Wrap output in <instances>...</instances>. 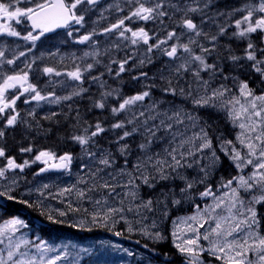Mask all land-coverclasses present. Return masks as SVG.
I'll return each mask as SVG.
<instances>
[{
	"label": "snow or ice",
	"instance_id": "snow-or-ice-1",
	"mask_svg": "<svg viewBox=\"0 0 264 264\" xmlns=\"http://www.w3.org/2000/svg\"><path fill=\"white\" fill-rule=\"evenodd\" d=\"M216 2L126 0L129 11L105 27L102 33H115L116 39L121 42H114L112 49L130 48L132 51L122 59L115 58L114 53L110 54L109 48L101 52L96 47L97 41L92 39L97 34L93 29L76 39L79 44L91 42L92 50L85 51L81 57L73 53L70 70H58L53 66L37 68V73L49 77L43 87L30 79L33 65L43 57H33L18 71L11 73L4 71V65H15L27 52L33 51L36 42L47 33L66 29L67 35L72 37L71 26H83V13L90 10L82 6L97 5L99 0L0 2V20L8 21L0 24V35L18 37L31 44L27 52L14 53L12 58L6 57L5 50L0 49V120L4 121L0 127V141L4 140L7 128H15L18 124L33 128V124L22 117L16 107L22 96L25 97L24 104L35 102L37 107L43 103L61 105L84 98L88 92L83 87L86 74L92 73L98 65H102L109 76L113 75L112 65H116L115 78L139 68L141 70L131 79L140 81L142 90L130 96H123L118 88H106L102 79L104 72L87 76L105 89L98 99L89 97L92 106L107 109L113 120L107 125L100 119L90 123L83 120L78 108L75 110L72 127L78 131L68 139L78 144L83 153L79 157L85 161L80 166L83 175L78 176L76 185L54 193V198L74 193L77 206L73 207L69 200L68 210L83 211L92 224L110 230L123 221L129 233L138 232L154 244L169 239L161 225L170 216L171 209L190 202L192 213L178 215L171 221L172 245L184 258V264H206L205 253L217 264H264V232L261 231L264 215L257 211V205L264 204V0H244L240 5L224 9L215 8ZM21 4L24 6H19ZM116 8L124 11L119 4ZM213 8L215 11L210 12ZM13 21L15 24L30 23V30L22 35L12 26ZM126 21L152 22L159 28L138 26L134 29ZM208 22L214 28L206 30ZM257 33L259 43L253 39ZM230 40L245 42L242 55L236 54L227 42ZM137 52H142V55L137 56ZM154 54L168 59L161 61L150 74L142 69L155 64ZM102 55L109 57L107 63L99 59ZM53 56H59V53H50L49 59ZM89 59L91 62H87ZM63 60L64 57H60L61 64ZM132 60L137 63L126 67ZM242 72H252L259 77V92L256 87H250L249 80L241 79ZM62 76L65 79H54ZM57 86L65 89V94L57 95ZM45 88L52 90L45 91ZM153 90H158L163 97L179 98L182 103L156 98ZM110 97L118 101L117 105L108 103ZM68 107L72 109L73 105ZM201 110L223 114L231 127L237 130L234 139L218 131L216 122L201 115ZM57 115L60 113L52 112L43 119L51 121ZM26 116L35 120L36 108L30 109ZM35 126L43 127L39 120H36ZM50 131L44 129L45 133ZM108 132L115 133V139L110 141L116 145L115 151L99 145L97 138ZM19 151L32 153L33 148L21 147ZM133 152L136 153L134 157ZM221 154L236 174L229 178L220 176L214 191L210 180L224 162ZM118 157L122 158L119 166ZM0 158L5 161L0 166V198L28 208H41V215L48 220L63 223L52 212H57L58 217H65L68 214L66 210H43L45 205L40 198L47 199L49 184L35 189L38 194L35 201L25 200L13 194L23 177L8 174L17 170L23 173L37 162L44 167L35 175L50 169L71 174V166L77 157L71 152L58 155L51 150H40L31 160L24 159L18 163L14 156L7 154L5 147L0 146ZM188 169H194L195 175L189 176ZM176 181L182 183L177 184ZM158 185L161 187L158 188ZM199 185L203 188L194 191ZM145 188L149 190L147 197L142 191ZM31 191L25 194L30 195ZM197 196L204 201L203 204L196 202ZM60 202L64 203V200ZM82 203L89 204L91 210L82 207ZM128 214H132L133 219H129ZM149 214H152L150 222L144 223L149 220ZM88 222L87 219H80L77 224L69 226L91 231L87 227ZM27 227L28 224L18 217L0 222V264H58L65 260L73 264L68 246L34 242L23 232ZM114 235L122 233L116 231ZM108 246L133 255L120 245ZM79 251L91 254L89 248ZM50 253L56 255L50 256ZM164 255L167 258L168 254ZM79 259L77 255L75 264H79Z\"/></svg>",
	"mask_w": 264,
	"mask_h": 264
},
{
	"label": "rangeland",
	"instance_id": "rangeland-1",
	"mask_svg": "<svg viewBox=\"0 0 264 264\" xmlns=\"http://www.w3.org/2000/svg\"><path fill=\"white\" fill-rule=\"evenodd\" d=\"M117 1L119 3H121V2L123 3L124 2V4L127 5V8H129L128 4L126 3V0H117ZM173 2H180V0H173ZM111 11L112 10L107 9L106 13H111ZM116 11L118 13V16H116V15L112 16L113 22H115L117 20V18H120V15H122V16L125 15L124 11L121 12L118 9ZM211 11H215V8L211 9L210 12ZM196 19L199 20V17H196ZM148 25L150 26L149 29H158L159 28L158 25H154L152 22H149ZM206 26H207V29L209 27H213L214 28V26L211 25L210 22L205 24V29H206ZM160 34L163 35L162 33H160ZM237 42L241 43V49L238 50V49H235L233 46L232 47L235 50H237L236 51L237 55H242L243 54V48L246 46L245 42H243V41H237ZM117 43H121V42H117ZM124 43H126V42H124ZM70 49L74 50L75 48L72 47ZM91 50L92 49L90 48L89 51H91ZM113 50L116 53L117 50L116 49H113ZM78 61H80V60H78ZM78 61H77V63H78ZM132 61H135V60H132ZM87 62H91V60L89 59ZM135 63H136V61H135ZM81 66L83 67V65H81ZM88 74H90V73H88ZM88 74H86V76H88ZM243 76H245V74H243V72H242L241 73V79H243L242 78ZM39 77H42L41 73L39 74ZM250 87H251V84H250ZM252 87H256L255 82H253ZM256 89H257V92H259L260 85L258 87H256ZM102 91H104V90H102ZM58 93H62V91L58 92ZM181 103H182V101L180 100V102H178L176 104H181ZM65 108L68 109V105H64L61 108L54 109V112L58 113L59 111H61L62 109H65ZM38 113H39V110L37 109L36 115ZM73 114L74 113H71L68 117L70 118V116H72ZM93 115H95V114L93 113ZM93 115H91V116H93ZM26 117H28V116H26ZM38 117L40 118L41 115H39ZM28 118H29V121L37 120L36 117H35V120L32 117H28ZM224 119L227 121V119L225 117H224ZM236 131L237 130L233 129L231 127V124H230V127L227 129V131L222 130L221 132L225 133V135L229 139H234ZM16 136L19 137L18 140H24L23 142H26V143L29 141V142H31L30 144H33L35 146L38 145V141L36 140V138L33 135H28L27 136V130H22L20 134L16 133V130H15L13 135H12V137L16 138ZM214 143H215V141H214ZM133 145H134L133 148H135V140L133 141ZM8 146L17 147L18 145L15 144V139H13V140H11V143H10V141L8 142ZM134 153L135 152H133V155H134ZM221 158H222V160L224 162L221 165L220 169L217 171V173L210 180V183L213 184V190L214 191H215V186H216L220 176H224L225 178H228V177L225 176V174H228V175L229 174H231V175H235L236 174V170L232 167V165L229 163L227 158L223 157L222 154H221ZM83 162H85V161H83ZM83 162H80L75 167H72L71 174L63 172V171L51 170V171H49L47 173L55 172L54 175L50 176L47 173H42L40 175H37V180L35 182L29 181V180L26 181L27 182V186L26 187H28V186H31V187L27 188L24 193L29 192V190H32V191H31L30 195L24 194L23 196L30 197L32 200H36L37 199L38 194L35 191L36 188L41 187L45 183L49 184L50 187L46 190L47 199H44L43 197L40 198V199L43 200V204L45 205L43 210H45V211H47L48 209L66 210L68 212V214L65 217H62V218H63V220L65 222H69V223H71L73 225L77 224L80 219H87L89 221L87 227H90L92 229L91 231H88L89 233H92V231H95V230H97V231L98 230H104L103 233L100 236H98L97 240H95L97 243H95V242L94 243L87 242V243L82 245V241L77 239L75 241H62L61 244H60L58 242L59 237L57 236V232H59V230L63 229V228H61L59 226V224L56 223L54 226H56L57 228L54 230L55 231V235H53V237L57 241L55 242L54 246H56V247L68 246V251H69L71 257L73 258V264H75V257L77 255H79V257H80L79 264H119L120 261L121 262H125V261L141 262L139 264H171L172 262L168 261L170 259H166V258L162 257L161 250L159 248H161L164 245H169L172 249H174L176 251V249L172 245L171 236H170V232H171V229H172L171 221L176 216L180 215V213H182L181 215L191 214L192 211H193L192 204L190 202H186V203L183 204L182 207L172 208L171 209L170 216L161 225L162 230L165 232L166 235L169 236V239L167 241H165L164 243H161V244H154L152 241L146 240L143 236L139 235L138 232L129 233L127 231V225L123 221H121L120 223L116 224L115 228H113L111 230L109 228H104V227H100L98 225L92 224L91 221H90V217H87L86 214L83 213V211H81V212H73L71 210H68L67 204H68L69 200H71L72 203H74L73 207L77 206V201H76L74 193L65 194V196L59 197V198H54V195H53L54 193L58 192L61 188L70 187V186H73V185L77 184L78 176L79 175H83V173H81V171H80V166H81V164ZM118 163H122V158L118 159ZM129 166H131V165H129ZM46 174H47L48 177H46ZM187 174L189 176H193V175H195V170L194 169H188L187 170ZM176 183L180 184L182 182L176 181ZM78 186L79 187H84V185H78ZM157 187L160 188L161 185H158ZM202 188H203V185H199L197 189H194V191H198V190H200ZM142 191H143L144 196L147 197L148 194H149V190L145 188ZM153 191H155V190H153ZM1 199H3V198H0V200ZM61 200H64V203H61L60 202ZM196 202L197 203H201V204L204 203V201H201L198 196L196 198ZM82 207H88L89 210H91V206L89 204H87V203H82ZM257 211H258L259 214L264 215V204L257 205ZM52 215H56L57 216V212L53 211ZM128 216H129V219H133V215L132 214H128ZM151 218H152V214H149V220L145 221L144 223H149ZM157 219H159V218L157 217ZM137 227H139V225H137ZM74 228H75V231H72V232L70 231V239L76 237V235L80 236V234H84V232H85V230H81V229L76 228V227H74ZM63 230H64L63 234H66L67 232H69L68 228H67V230H65V229H63ZM116 231H120L122 233V235H120V236L114 235V232H116ZM201 231H203V229H201ZM261 231L264 232V219L261 220ZM105 233L110 234L112 236V238L114 239V240H111L110 244H108L106 242L107 237L104 235ZM26 234H27L28 238L30 239V235H28V233H26ZM40 241H45V240L42 239V238H37L34 242L38 243ZM137 241H139V243H137ZM145 244L148 245L147 248L144 247ZM73 245L75 247H72ZM108 245H120L122 248H126L129 251L133 252V254H134V256L136 258L134 256H129V255H127V253L119 251V250H117V249H115V248H113L111 246H108ZM95 246H96V248L102 250L105 253V255H106L105 257L107 258V261L105 263L96 261L95 259L91 258V254L89 255L87 253L79 251V249H81V248H89L91 250V253H92ZM143 250L146 251L147 254H145V255L141 254ZM177 253H175V254L179 258L181 255L179 253L178 254ZM49 255L50 256H54V255H56V253H50ZM205 261H206V264H217V262L212 257H209L207 255V253H205ZM58 264H68V261L65 260L63 262H58ZM124 264H126V263H124ZM178 264H184V258H183V262L182 263H178Z\"/></svg>",
	"mask_w": 264,
	"mask_h": 264
},
{
	"label": "trees",
	"instance_id": "trees-1",
	"mask_svg": "<svg viewBox=\"0 0 264 264\" xmlns=\"http://www.w3.org/2000/svg\"><path fill=\"white\" fill-rule=\"evenodd\" d=\"M243 2H244V0H217L215 8H221V9H224L225 7L230 8L234 5H240ZM221 20H223L222 17H221ZM147 24H149V22ZM147 24H145V22H143V21H138V22H136V24L134 25L133 28L135 29L138 26H143L146 29H149L150 26ZM207 26H206V30H207ZM229 31H232V29H229ZM258 36H259V33L254 34V36H253L254 41H256L257 43H259V40L257 39ZM237 41H240V40H230L227 42L230 43L235 49L240 50L241 49V43H238ZM141 47H143V46H141ZM105 48H109L110 54L114 53L115 58H117V59H122L126 54H128L132 51V49H130V48H127V49L124 48L123 50L116 51V53H115L114 50L111 48L110 44H107L105 47H102L101 52H103V50ZM122 48H123V45H122ZM154 56H155V64L150 65L148 67H145L144 69H142L143 71H147L151 74L155 71L156 67L158 65H160L161 61L167 60V57L159 56L157 54H154ZM99 59H102V61L104 63H107L109 60V57L102 55L101 57H99ZM136 63H135V61H131L130 65H126V67H130L131 65H135ZM116 67H117L116 65H112V68L116 69ZM140 70L141 69L136 68L133 71H126L124 74H122L121 78H115V76H114L115 70H114L113 75L111 77L109 76V78H108V74H107L106 70L104 69V67L101 65H98L96 68H94L92 73L88 74V76L99 75L101 72H104L105 74L102 77V79L103 78L107 79L106 88L108 86H110L111 88H118V89H120L121 94L123 96H130V95H133L136 92L142 90V83L140 81H134L131 79V77L133 75L138 74V72ZM225 70L227 71V65H225ZM244 78L246 80L255 79L256 87H258L260 85L259 84V77L255 73L247 72V73H245ZM86 79H88V78L86 77ZM83 87L88 89V92H86L84 94V98H76L73 100L76 108L79 109L80 115L83 118V120H87L88 122L92 123V122H95L97 119H100V120L104 121L105 125L111 123L113 120L111 113L107 109L100 110V109L94 108L92 106V100L89 99V97H91L93 99H98L102 90L100 88H96V87L90 89L89 87H86V84H84ZM251 87H252V85H251ZM159 94H162V93H160L158 90H153V96L156 98L162 97L163 99L169 100V101L175 100V103L180 102L179 98L163 97L162 95L159 96ZM108 103L115 106V105H117L118 101L116 99L110 97V100L108 101ZM58 113H60V115H57L51 121L45 120V119H44V121L43 120L39 121L43 127L37 128V130L33 136L36 138L38 143L43 144L44 148H46L47 150L54 151L58 155L63 154L64 152H71L72 154H75L78 151V149L80 148V146L78 144H76L75 142L71 141L70 139H68V137L72 133L78 131V129L72 127V124L74 123L73 117L75 116V111L61 110ZM68 113H74V114L72 116H70V118H69L68 117L69 115H66ZM93 113L95 115H93ZM91 115H93V116H91ZM121 115H123V114H121ZM201 115L205 116L206 118H208L210 120H214L216 122L215 126H216V129L218 131H222V130L227 131V129L230 127V123L224 119L223 114H216V113H212L208 110H201ZM116 119H119V117H116ZM57 121H59V123H57ZM44 129H51V131L45 133ZM116 131L118 132L119 130H116ZM16 133L20 134L21 131L19 129H17ZM12 135H10L9 137L6 136V138L8 137V139L6 141L7 151L9 152L10 156H14L16 158V160L17 159H21V160L26 159L24 154L21 153L19 151V149L21 147L32 146L33 144H30L31 142H29V141L26 143V142H23L24 140H18L19 137L16 136V138H15V137H12ZM28 135H30V134L27 133V136ZM13 139H15V144L18 145L17 147L8 146V142L10 141V143H11V140H13ZM97 139L100 141L104 140V142H105L104 146H106V148L109 146H115L114 143H110V141L115 139V133H113V132L105 133V134H103L102 138H97ZM230 175L231 174H229V175L225 174V176L228 178ZM14 195L18 196V194H14ZM7 203H8L7 204L8 206L6 205V207H1L4 209V212L6 214L0 217V222H2L3 220L9 219V218L18 217L20 219H23L27 224H30V226L34 225L33 229H29L27 227V229L32 231V234L37 233V234H41L44 237H47V234L49 232L48 229L56 224V223H53L52 221L48 220L46 218V216L41 215V208H28L27 206L15 203L14 201H7ZM72 204L74 206V203H72ZM7 214H9V215H7ZM53 216L57 217L61 220V217H58L56 215H53ZM29 218H31L30 222L28 221ZM36 220L38 222H40L38 225L35 224ZM73 230H75L74 227H73ZM159 249L161 250V255L163 258H166L164 255L165 253L168 254L166 259H170L168 261L172 262L171 264H178V263L183 262V257L180 256L178 258V256L175 254L177 252L174 249H172L169 245H164ZM144 252L147 254L146 251H144ZM105 256H106L105 253L100 249H96L91 254V258L95 259L96 261L102 262V263H105L107 261V258ZM124 263H126V264H139V262H135V261L134 262H129V261H125V262L120 261L119 262V264H124Z\"/></svg>",
	"mask_w": 264,
	"mask_h": 264
},
{
	"label": "bare ground",
	"instance_id": "bare-ground-1",
	"mask_svg": "<svg viewBox=\"0 0 264 264\" xmlns=\"http://www.w3.org/2000/svg\"><path fill=\"white\" fill-rule=\"evenodd\" d=\"M121 4H122V5H125L124 2H123V3L121 2ZM125 6L127 7V5H125ZM128 6H129V5H128ZM101 60H102V59H101ZM101 66H102V65H101ZM110 77H111V76H110ZM40 78H43V77H40ZM107 83H108V82H107ZM161 95H162V94H159V96H161ZM160 98H162V97H160ZM109 100H110V98H109ZM109 100H108V101H109ZM168 101H169V100H168ZM258 208H259V207H258ZM258 210H259V209H258ZM262 212H263V211H262Z\"/></svg>",
	"mask_w": 264,
	"mask_h": 264
}]
</instances>
